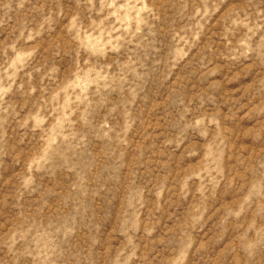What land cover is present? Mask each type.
<instances>
[{
    "label": "rangeland",
    "instance_id": "374dc122",
    "mask_svg": "<svg viewBox=\"0 0 264 264\" xmlns=\"http://www.w3.org/2000/svg\"><path fill=\"white\" fill-rule=\"evenodd\" d=\"M0 264H264V0H0Z\"/></svg>",
    "mask_w": 264,
    "mask_h": 264
}]
</instances>
